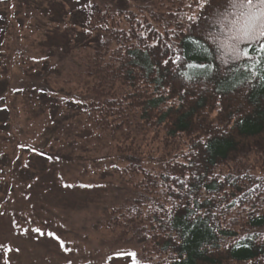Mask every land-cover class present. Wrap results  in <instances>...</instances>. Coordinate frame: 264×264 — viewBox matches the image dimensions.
I'll return each instance as SVG.
<instances>
[{
	"label": "trees",
	"instance_id": "obj_1",
	"mask_svg": "<svg viewBox=\"0 0 264 264\" xmlns=\"http://www.w3.org/2000/svg\"><path fill=\"white\" fill-rule=\"evenodd\" d=\"M77 1L76 24L89 49L77 98L133 181L106 217L111 241L138 240L141 264L263 260L264 90L255 81L240 84L243 76L220 59L210 78L188 67L208 63L206 52L187 46L186 16L198 12L195 0H159L157 8L139 0ZM5 28L0 17V77ZM175 56L180 62H171ZM185 177L191 192L174 179ZM173 204L183 206L165 219Z\"/></svg>",
	"mask_w": 264,
	"mask_h": 264
},
{
	"label": "rangeland",
	"instance_id": "obj_2",
	"mask_svg": "<svg viewBox=\"0 0 264 264\" xmlns=\"http://www.w3.org/2000/svg\"><path fill=\"white\" fill-rule=\"evenodd\" d=\"M139 2L157 8L159 0ZM128 3L139 16L137 3ZM78 4L0 0L6 26L0 77V264L5 258L10 264H131L130 258L113 254L141 247L135 239L122 246L110 239L106 217L133 181L121 174L110 137L99 136L77 98L83 82L78 70L89 52L76 24ZM35 227L55 232L72 251L65 253L51 238L23 234ZM246 264H264V259Z\"/></svg>",
	"mask_w": 264,
	"mask_h": 264
},
{
	"label": "snow or ice",
	"instance_id": "obj_3",
	"mask_svg": "<svg viewBox=\"0 0 264 264\" xmlns=\"http://www.w3.org/2000/svg\"><path fill=\"white\" fill-rule=\"evenodd\" d=\"M196 9L198 12H193L186 16L187 25L185 31L188 32L186 37L188 47H194L200 52H206L207 65L200 63L198 65L188 64L189 68H203L204 72L200 75L204 78H210L213 75L212 62L215 59H220L222 64H229L230 72L239 73L243 79L240 84L247 82L252 84L253 81L261 86L264 90V0H195ZM192 8V4L188 5ZM209 11L207 15H201L205 8ZM198 20H205L203 25L198 24ZM191 29V31H188ZM172 35H176L175 31ZM212 43L209 44L208 41ZM203 41V42H202ZM207 49H213L208 52ZM213 45L215 47L213 48ZM155 45H146L145 47H154ZM169 48L172 45L168 46ZM172 63L180 62L181 57L175 56L170 58ZM170 59H164L163 64L168 65ZM188 81L194 79V76L185 77ZM176 183L181 184L185 189L191 192L189 187L188 177L183 180L174 178ZM196 180L199 177L195 178ZM259 179V177L257 178ZM67 188L75 187L72 184L64 185ZM81 187H88L81 185ZM192 187H195L193 181ZM170 199V198H169ZM183 204H173L172 209L165 211V219L169 216H174V209L182 207ZM163 210V209H162ZM188 224L197 227L191 219ZM32 232L37 238L48 237L58 242L59 247L65 253H70L71 248H68L65 241L61 239L55 232H45L40 227L24 229L23 234ZM183 236V233H181ZM239 244V242H237ZM12 249H6L3 256L7 257ZM15 251H19L16 249ZM116 258H130L131 264H141L138 255L132 250H120L113 254ZM113 256L108 259L112 260ZM2 264H10V260L3 259ZM69 264L71 261L69 260Z\"/></svg>",
	"mask_w": 264,
	"mask_h": 264
}]
</instances>
